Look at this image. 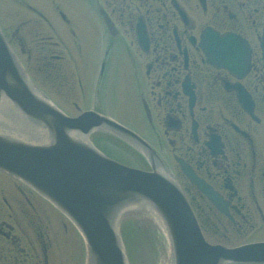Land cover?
<instances>
[{
    "label": "flooded vegetation",
    "instance_id": "af4514ba",
    "mask_svg": "<svg viewBox=\"0 0 264 264\" xmlns=\"http://www.w3.org/2000/svg\"><path fill=\"white\" fill-rule=\"evenodd\" d=\"M0 10H13L0 19L11 22L6 38L44 64L48 87L107 91L115 46L127 47L148 130L137 132L179 181L203 234L225 245L264 240V0H0ZM209 27L248 40L246 73L208 60L200 36ZM67 222L0 170V264H63Z\"/></svg>",
    "mask_w": 264,
    "mask_h": 264
},
{
    "label": "water",
    "instance_id": "95a60500",
    "mask_svg": "<svg viewBox=\"0 0 264 264\" xmlns=\"http://www.w3.org/2000/svg\"><path fill=\"white\" fill-rule=\"evenodd\" d=\"M200 44L213 57L211 62L234 71L248 70L251 49L242 37L221 36L208 29ZM3 95L41 135L39 142H28L0 134V168L33 186L76 223L90 264H128L120 216L147 203L165 222L174 264L264 261V242L232 249L209 246L170 178L128 167L97 150L86 137L99 127L147 145L135 132L101 113L85 111L71 117L40 96L0 30V100Z\"/></svg>",
    "mask_w": 264,
    "mask_h": 264
},
{
    "label": "rangeland",
    "instance_id": "374dc122",
    "mask_svg": "<svg viewBox=\"0 0 264 264\" xmlns=\"http://www.w3.org/2000/svg\"><path fill=\"white\" fill-rule=\"evenodd\" d=\"M12 11L13 10H0V19L1 17L4 19L7 18L8 21V17H10L9 14L12 13ZM10 23L6 25L3 24L2 27L5 32H8ZM41 32L43 34L45 33L44 30ZM31 35L30 40H34V35ZM256 41L258 44V39ZM12 47L19 56L21 62L24 63L28 73L46 94V97L67 114L77 115L81 111L89 109L94 105H100L102 111L120 121L122 124L126 123L136 128L137 131L143 135L148 132L145 126V117L140 112L138 106L134 108L138 99V81L141 73L135 72L133 55L127 51V47H123L122 45L115 46V55L114 58L111 59L109 70L110 79L108 81L107 91L98 92L89 88L85 94L80 92V88L76 87V84L72 87L64 86L63 88L58 84L48 87L45 82L44 64L33 58L29 60L26 55L20 52V48L16 45L15 47L12 45ZM72 50H74L75 55V48L73 47ZM86 60L87 59H85V61ZM86 70L87 69L84 68V72ZM92 86L93 84L91 87ZM11 119H13L12 116L8 119L6 118V121L9 122ZM99 135L103 134L99 133ZM98 144L100 147L108 149L109 153H112L130 165L144 166L140 160L134 156L136 155L133 153L134 151L131 152L132 154L126 153L123 149V145L122 147L116 143L108 144V142L104 141L102 138ZM68 224L69 233L64 230L63 232L65 234L63 232L59 233L61 242H68V239L73 240L69 242L68 248L65 247L66 245L62 247V251L64 250L63 257L66 258L63 264H73L70 259L72 254L78 251L81 254V260L78 264H86V247L83 245L80 235L72 231L73 228L70 223ZM121 226L124 232L123 237L126 239L129 264H159L164 257L168 258L170 256V243L165 230H162L163 232L161 231L160 227L154 221V218L146 210L136 209L130 211L123 217Z\"/></svg>",
    "mask_w": 264,
    "mask_h": 264
},
{
    "label": "bare ground",
    "instance_id": "6f19581e",
    "mask_svg": "<svg viewBox=\"0 0 264 264\" xmlns=\"http://www.w3.org/2000/svg\"><path fill=\"white\" fill-rule=\"evenodd\" d=\"M38 94L40 96H42L39 92H38ZM5 98H7V97L3 95V97L0 100V111L4 110L5 112L13 113L15 116L19 117L20 121L18 123H16L17 125L11 124L12 123L11 120H10V122H8L1 117L2 120L5 123H7V125H3V123L1 122L0 123V130L6 131L10 135H13V136L16 135V136L26 138V139H30V140L37 139V137H40L41 133L38 132L35 127H32L28 123H26L24 118L22 117L21 113L19 112V110L13 105L12 102L6 100ZM22 124H23V126H22ZM7 126L9 128H5ZM146 209H147L148 213L157 222L161 231L162 230L164 231V221H163L160 213L158 211H156L152 206H148V207H146ZM168 259L164 257L163 260L159 264H168V261H169Z\"/></svg>",
    "mask_w": 264,
    "mask_h": 264
}]
</instances>
